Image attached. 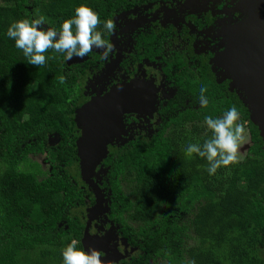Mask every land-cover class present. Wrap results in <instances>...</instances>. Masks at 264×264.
Masks as SVG:
<instances>
[{
	"label": "trees",
	"instance_id": "1",
	"mask_svg": "<svg viewBox=\"0 0 264 264\" xmlns=\"http://www.w3.org/2000/svg\"><path fill=\"white\" fill-rule=\"evenodd\" d=\"M123 2L0 0V264H63L73 239L83 250V222L71 211L93 200L64 168L78 160L77 65L52 49L44 66L29 64L7 29L43 16L59 32L78 6L87 5L99 14L103 32ZM186 82V90L207 87L208 106L198 100L197 108L179 110L181 100L168 101L151 140L111 151L104 172L98 171L121 235L138 249L121 264H264V145L257 127L204 75ZM233 105L247 122L251 145L239 163L209 175L207 160L189 158L185 150L211 138L206 116L220 118ZM38 154L47 168L32 161Z\"/></svg>",
	"mask_w": 264,
	"mask_h": 264
},
{
	"label": "flooded vegetation",
	"instance_id": "2",
	"mask_svg": "<svg viewBox=\"0 0 264 264\" xmlns=\"http://www.w3.org/2000/svg\"><path fill=\"white\" fill-rule=\"evenodd\" d=\"M236 4L237 1L231 3V0H125L107 19L115 23L114 32H102L104 39L114 46L108 56L103 58L102 50L93 48L83 58L67 59L69 66L77 65L79 106L90 97L104 95L113 86L134 78L151 81L156 88L155 111L151 116H140L136 112L123 113L124 131L109 143V153L129 145L130 142L151 140L159 131L162 121L159 109L168 101L174 98L181 100L184 104L179 110L185 107L197 108L198 104L194 101L199 100L201 86L186 90L184 87L189 75L196 78L204 75L209 84L218 87L223 95L239 105L232 100L229 92L232 79L227 74L222 76L218 72H226L221 65V62L224 63L222 56L227 45L226 32L241 18ZM214 59L219 64H216L218 68L215 67L218 70L215 71L220 73L218 80L211 78L213 68L210 63ZM183 72L188 74L182 76ZM83 75L87 84L80 83ZM89 76L92 78L88 79ZM115 78L118 80L114 82ZM79 134L80 130L77 129V136ZM122 140L125 142L119 146ZM249 142L247 147L251 145V140ZM259 143L264 145L262 141ZM97 176L98 173L93 179L100 184ZM78 178L81 181L80 173ZM81 183L90 190L85 182ZM85 202L84 206H78L79 215H76L83 222V233L87 225L86 207L87 204L91 206L94 203V196L92 201L87 199ZM105 208L107 210L90 221L88 232L101 237L113 232L115 240L112 242L117 244V250L123 255L122 259L113 264H121L123 259L138 249L121 235L119 223L112 217L109 198ZM81 211L84 214L81 215Z\"/></svg>",
	"mask_w": 264,
	"mask_h": 264
},
{
	"label": "water",
	"instance_id": "3",
	"mask_svg": "<svg viewBox=\"0 0 264 264\" xmlns=\"http://www.w3.org/2000/svg\"><path fill=\"white\" fill-rule=\"evenodd\" d=\"M236 5L241 18L226 32L223 66L232 85L247 98L250 115L264 127V0H237ZM155 91L151 81L134 78L113 86L104 95L90 97L73 113L75 127L80 130L76 141L80 178L94 196V203L86 210L87 225L81 244L84 251L95 249L103 253L104 264L116 263L123 255L112 242L113 232L103 237L88 232L90 221L107 210L108 201L93 177L109 153V143L124 131L123 113L151 116L155 111Z\"/></svg>",
	"mask_w": 264,
	"mask_h": 264
},
{
	"label": "clouds",
	"instance_id": "4",
	"mask_svg": "<svg viewBox=\"0 0 264 264\" xmlns=\"http://www.w3.org/2000/svg\"><path fill=\"white\" fill-rule=\"evenodd\" d=\"M45 22L43 16L31 21L22 19L13 22L7 29L6 35L15 41V46L22 50L31 65L44 66L47 63L45 53L50 49L65 55L68 60L73 57L83 58L93 48L103 49V58L113 50L114 46L104 39L102 32L97 30L101 24L99 14L87 5L78 6L75 9V16L65 20L59 32L53 28L45 30L43 27ZM103 27L107 32L112 33L116 25L109 19L104 22ZM207 90L204 86L200 88L199 100L204 108L209 104L205 95ZM205 123L212 132L211 138L202 145L189 144L185 154L189 158L193 154L205 158L208 162L209 175H215L219 168L239 163V149L244 139L245 126L235 105L220 118L206 116ZM77 245L78 241L73 239L64 249L63 264H104L101 259L103 253L95 249L84 251Z\"/></svg>",
	"mask_w": 264,
	"mask_h": 264
},
{
	"label": "rangeland",
	"instance_id": "5",
	"mask_svg": "<svg viewBox=\"0 0 264 264\" xmlns=\"http://www.w3.org/2000/svg\"><path fill=\"white\" fill-rule=\"evenodd\" d=\"M235 1H237V0H231V3L233 2H235ZM44 29L46 30V29H48L49 27H47L45 24H44ZM102 50V52H103V49H101ZM219 58V57H218ZM220 59V58H219ZM72 63V62H71ZM216 64H218L217 63V61L214 59V60H212L211 61V63H210V65L212 66V68H213V70H211V74H212V76H211V78H214V79H216V80H218L217 78H218V75H220V73H221V75L222 74H227L228 75V73H227V71H226V69H225V67L223 66V62H221V65L224 67V69H225V73H223V71L222 70H220V71H218L215 67H217L218 68V66L216 65ZM219 65V64H218ZM104 66H106V64L104 63ZM103 66V67H104ZM215 70H217L218 72H220V73H218V72H216ZM223 76V75H222ZM90 78H92L91 76H89V78L88 79H90ZM86 79L84 78V75L82 76V78H80V83H86V81H85ZM118 79H114V82L115 81H117ZM87 84V83H86ZM94 86V85H93ZM229 92L232 94V96H231V98H232V100H234L235 102H237L242 108H244L245 110H247V112H248V121H250L251 123H252V125H255L256 127H257V131H259V135L260 136H258L259 137V139H260V141H262L263 143H264V127L263 126H261V122L258 120V118H256L254 115H250V109H249V103H248V100H247V98H244L243 97V95H241V93H240V91H238L237 90V88L234 86V85H232V82H231V85H230V87H229ZM245 123H246V121L244 122V125H245ZM77 138H78V136H76V139H75V146H77L76 145V141H77ZM127 140V139H126ZM250 140H249V137H248V134H247V129H246V127H245V132H244V139H243V141L241 142V144H240V149H239V160L240 159H242L244 156H245V154H246V152H247V145H248V143H250L249 142ZM125 142V140H122V141H120V143H119V146L122 144V143H124ZM77 151V150H76ZM77 158H78V160H75V161H73L72 163H70L69 165H67V166H65L64 168L66 169V170H68L69 172L71 171V173H73V175H75L76 176V178H78V173H79V161H80V159H79V157H78V155H77ZM31 159H32V161H36V162H38L42 167H46L47 166V162H46V160H45V155L44 154H38V155H32V157H31ZM47 168V167H46ZM99 172H104V168H102V167H99ZM77 170H78V172H77ZM79 179V178H78ZM82 181V180H81ZM81 181H80V179H79V181L78 182H80V184H81V186L83 187V190H84V192L85 193H87L88 192V189H87V187L85 186V185H82V183H81ZM88 205V207L90 206L89 204H87ZM86 205V206H87ZM88 207H86V208H88ZM82 214H84V211H81V215ZM73 215H79V209L78 208H73V210L71 211V216H73ZM134 250V249H133ZM264 250V249H263Z\"/></svg>",
	"mask_w": 264,
	"mask_h": 264
}]
</instances>
